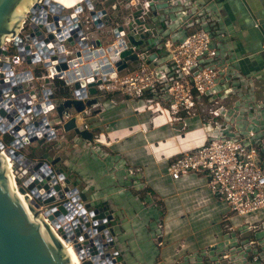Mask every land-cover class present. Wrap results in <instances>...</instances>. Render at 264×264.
Returning a JSON list of instances; mask_svg holds the SVG:
<instances>
[{
	"label": "built area",
	"instance_id": "built-area-1",
	"mask_svg": "<svg viewBox=\"0 0 264 264\" xmlns=\"http://www.w3.org/2000/svg\"><path fill=\"white\" fill-rule=\"evenodd\" d=\"M75 1L66 6L59 0H34L23 13L16 35L5 37L0 45V156L5 164L10 163L13 179L18 190L24 189L28 204L34 207L31 201H37L38 189H28L34 177L28 165L15 168L14 152L27 156L23 150L33 145L51 151L52 157L68 145L98 152L96 134L92 145L69 137L63 123L76 115L77 127L94 131L88 117L104 109L103 99L115 105L109 95L118 94L124 101L142 100L157 115L166 109L170 122L180 123L182 131L186 118L202 122L204 142L167 160L166 172L172 180L189 173L204 175L210 193L226 204L231 215L244 217L264 209L261 132L257 128L263 107L253 95L252 79L219 51L220 40L226 36L217 28V11L191 0ZM129 36L142 39L140 46ZM129 49L136 59L126 60L119 70L121 54ZM90 83L95 94L89 93ZM60 88L67 94L59 95ZM91 98L97 103L87 106ZM67 99L81 100L85 107L80 112L68 108L57 123V107ZM30 138L35 140L23 142ZM62 174V178L56 176V183L63 184L69 177L68 170ZM72 187L56 203H39L41 218L59 238L69 239L66 243L76 252L85 254L81 262L90 258L87 250L91 248L98 256L109 251L117 260V251L109 246L110 225L98 231L99 224L92 223L87 210L91 223L80 228L83 203L78 206L79 194L85 189L71 192ZM42 195L48 196L46 191ZM59 202L66 213L56 226L47 217L52 211L46 212ZM230 229L222 230L213 250L203 248L171 264H264V230ZM85 232L87 238L80 236ZM157 242L163 246V240Z\"/></svg>",
	"mask_w": 264,
	"mask_h": 264
},
{
	"label": "crops",
	"instance_id": "crops-1",
	"mask_svg": "<svg viewBox=\"0 0 264 264\" xmlns=\"http://www.w3.org/2000/svg\"><path fill=\"white\" fill-rule=\"evenodd\" d=\"M191 1L209 4L211 10L217 11V28L226 36L220 40L221 55L233 60L236 69L252 79L253 95L263 107L257 128L261 132L264 169V0ZM109 98L114 99L116 104L103 99L104 109L88 117L99 138L97 145L101 153L92 147L80 152V149L68 145L60 147L58 154H69L72 158L73 161L65 159L66 164L93 191V194H89L95 196L92 201L105 200L113 209L117 221L113 227V250L117 251L118 262L160 264L156 254L160 234L155 228V222L160 218L159 201L166 207L163 227L167 214L174 213L172 224L178 222L172 231L164 228L162 239L167 247L171 243L179 245L181 240L186 244L185 249L175 248L183 250L178 257L215 245L216 242H209L212 237L207 239L208 230H204V227L209 225L217 212L223 211L224 202H219L210 193L204 175L189 173L175 181L166 172L169 158L204 142L206 132L202 122L196 117L186 118V129L182 132L177 129L181 127L180 123L170 124L166 109L157 115L142 100L124 101L118 94H110ZM133 170L138 172L132 178L133 184L124 182V176L129 178L134 175L125 173ZM140 192L142 196H139ZM194 198L196 202L191 201ZM201 206L205 207V213L195 218L194 211ZM189 212L203 230H194L190 226L184 229V226H188V220L181 216ZM215 227L209 230L218 228ZM198 232L205 234L201 240ZM122 238L124 243H121ZM165 248L161 247L160 258L165 264H171L177 255L175 259L172 255L167 257L170 251L163 254Z\"/></svg>",
	"mask_w": 264,
	"mask_h": 264
},
{
	"label": "water",
	"instance_id": "water-1",
	"mask_svg": "<svg viewBox=\"0 0 264 264\" xmlns=\"http://www.w3.org/2000/svg\"><path fill=\"white\" fill-rule=\"evenodd\" d=\"M33 2L34 0H0V45L5 37L16 35L23 13ZM56 11L59 12L60 8H57ZM101 13H104V11ZM91 14L95 16L94 11ZM105 23L107 24V22ZM129 39L137 47L142 43V39L134 40L132 36H129ZM130 53V49L122 52L121 57L123 58V62L119 63V70L126 66V60L136 59V55ZM62 68H65L64 64ZM83 84L84 82L76 83L75 87L78 88ZM89 93H96L93 83L89 84ZM95 103H97L96 98H91L86 101L87 106ZM72 106L76 112H80L85 107L81 100H65L57 107L59 115V119L56 120L57 123H59L63 112ZM76 128V115L70 117L63 123L64 132H71ZM34 140L35 138L24 139L23 142H33ZM21 145L22 143L20 142L17 146L19 147ZM34 146L36 147L35 156H23L19 152H14L13 155L17 160L14 165L15 168L19 164L28 165L27 171L34 177L28 189L31 191L35 188L38 189L34 194L37 197V201H31L35 208L30 205L26 208L12 192L7 184L8 176L3 167L4 159L0 156V264H72L58 235L47 225V228L51 231H49L48 238L40 228L42 225L40 219L42 220V218L37 208L39 203L50 205L61 200L63 193L69 190V185H73L70 189L71 192L78 191L80 187L79 179L76 177L77 175L73 169H69L66 160L62 158V154L52 157L51 151L46 149L42 150L38 145H33L32 147ZM57 149H59L58 146ZM65 167L69 169V177L64 179L63 184L56 183V176L58 175L59 178H62ZM19 191L23 193L24 189L20 187ZM44 191H46L48 196L42 195ZM79 195L81 202L78 206H82L83 203V224L80 228L88 227L91 223L85 215V212L88 210L92 223L99 224L97 226L98 231L110 225V233L108 234L110 239L109 246H113L115 243V231L113 227L117 224L113 215V209L109 207L108 202L105 200L93 202L87 198L84 192H80ZM29 212L32 213V216ZM46 213H50L47 216L48 219L57 226V221L63 219L66 209L64 204L59 202L57 206L51 210H47ZM107 221L108 223H106ZM80 231L77 229L76 234L79 235ZM80 236L87 238L89 234L85 232ZM112 236L113 238H111ZM215 247L216 244L212 245L210 249L213 250ZM104 249H107V246H104ZM87 251L90 258L83 260L81 264H114L117 261L116 258H112L109 251L101 256H98L93 248ZM78 255L79 258L85 256L84 253H78Z\"/></svg>",
	"mask_w": 264,
	"mask_h": 264
},
{
	"label": "rangeland",
	"instance_id": "rangeland-1",
	"mask_svg": "<svg viewBox=\"0 0 264 264\" xmlns=\"http://www.w3.org/2000/svg\"><path fill=\"white\" fill-rule=\"evenodd\" d=\"M161 52L164 53V49H161L160 50ZM155 114V113H154ZM173 123H176V121H172L170 122V124H173ZM180 127V126H179ZM177 127V129H179L180 131H182V127ZM184 132V130L182 131ZM94 135H95V132L94 131H91V130H87V129H82L80 127H77L74 131H71L68 133V136L69 137H77L79 138L81 141L83 142H89V144L92 143L93 141V138H94ZM35 151H36V147H32V146H27L23 152H25L27 155H32V156H35ZM64 159H68L70 161H73L72 158L69 156V154H66V155H63ZM171 158H174V156H172ZM169 160V159H168ZM67 168L65 167V170ZM141 172V171H139ZM127 173H130V174H134V175H131L129 178L128 177H125L124 175V178H122L123 180H125L124 182H130L131 184H133V176H135L138 172L136 171H132V172H126L125 174ZM78 179H79V186L82 188V190L85 189V194L87 196L88 199H94L95 196H89L88 194H93V191L90 190V188L88 187V185L85 183L82 182V180H80L81 178H79V176L77 175L76 176ZM137 177V176H136ZM138 178V177H137ZM141 180H142V177H141ZM80 181H81V184H84V185H81L80 184ZM145 183V182H144ZM146 186V185H145ZM79 188V189H81ZM132 191H134V189H131ZM210 191V190H209ZM142 192L139 193V196H142ZM182 197V196H181ZM158 198V197H157ZM183 198V197H182ZM196 198L192 199L191 201L192 202H196ZM221 202V201H219ZM159 204H160V218H159V221L156 220L155 222V228H157V230H159V234H160V237L158 238V241H162V235H163V232L165 231V229L167 231H172V228L174 225H176L178 222H175L172 224V221L173 218H172V214L174 213H170L169 215H167L166 217V221H165V229L163 227L164 225V217H165V214H166V207L164 205L163 202L159 201ZM147 206V205H146ZM184 206H185V203H184ZM181 212V211H180ZM195 214H193L195 216V218H198L200 216H202L204 213H205V207H198L195 211H194ZM217 214V215H216ZM213 218H211L210 222H209V225L204 227V230H208V233L206 235L207 239H209V242L212 241V242H219L221 237H222V231L221 230H231L230 228L232 226H237V230H264V221H261V220H264V209H261V210H258L254 213H251L249 215H246L244 217H240V216H236L235 214H232L231 215V212L229 210V208L226 206V204L224 203V209L223 211L221 210V212H217ZM187 216V217H186ZM231 216V219L230 220H227L226 217H229ZM182 218H185L187 219L188 221V226H184V229H186L187 227H194V230H203L201 227H200V224L196 223L197 221L192 217V213H187L186 215L184 216H181ZM196 221V222H195ZM209 221V219H208ZM259 221V222H257ZM254 223L252 225H250L249 223ZM256 222V223H255ZM218 228H216V227ZM215 227L216 229H213V230H209L211 228ZM197 235L199 236V239L201 240V236H205L204 235H200V232L197 233ZM125 241L126 240V237H125ZM184 240H181L179 241V245L175 244V243H171L169 244V247H167V244L165 242V240H163V247H167L164 249L163 251V254H166L167 251L169 252V256L167 257H171L172 255V258L175 259L176 258V255L177 257L179 255H181L183 253V250H176L175 248H178L179 249H185V243L183 242ZM121 243H124V238H122V241ZM128 247V246H127ZM157 249H156V254H157V260L160 264H165L164 261H162V259L160 258V249H161V246H157ZM222 250V249H221ZM139 251V250H138ZM119 252V250H118ZM187 253V251H185ZM127 253H129L128 249H127ZM126 255V252L124 253ZM121 261V260H120ZM163 262V263H162ZM122 263V262H121ZM224 263V261H222V264Z\"/></svg>",
	"mask_w": 264,
	"mask_h": 264
},
{
	"label": "bare ground",
	"instance_id": "bare-ground-1",
	"mask_svg": "<svg viewBox=\"0 0 264 264\" xmlns=\"http://www.w3.org/2000/svg\"><path fill=\"white\" fill-rule=\"evenodd\" d=\"M62 4H65L66 6H71L73 4V2H77L75 0H59ZM23 11V10H22ZM21 11V12H22ZM20 13V12H19ZM7 164V163H6ZM5 164V160L3 162V167L4 170L7 174V184L10 187V189L12 190V192L15 194V196L20 200V202L26 207L28 208V202L25 199L24 195L18 190L17 184L13 179L12 173H11V169L9 168L10 163L6 165ZM222 202V201H221ZM29 214L32 216V213L29 212ZM168 215V214H167ZM167 217V216H166ZM38 221V220H37ZM40 222L42 225L40 226V228L42 229V231L45 233V235L49 238V229L47 228V223L42 219H40ZM39 222V221H38ZM46 225H45V224ZM164 226V225H163ZM50 228V227H49ZM165 228V227H164ZM52 229V228H50ZM51 232V231H50ZM165 234V231H164ZM60 241L62 242L64 249L66 251V254L69 256V258L71 259L72 264H81V260L78 256V252H76L70 245H68L66 242V240H63L62 238H59ZM164 245V243H162Z\"/></svg>",
	"mask_w": 264,
	"mask_h": 264
},
{
	"label": "trees",
	"instance_id": "trees-1",
	"mask_svg": "<svg viewBox=\"0 0 264 264\" xmlns=\"http://www.w3.org/2000/svg\"><path fill=\"white\" fill-rule=\"evenodd\" d=\"M58 92H59V95H65V94H67V90H62V88H60L58 90Z\"/></svg>",
	"mask_w": 264,
	"mask_h": 264
},
{
	"label": "flooded vegetation",
	"instance_id": "flooded-vegetation-1",
	"mask_svg": "<svg viewBox=\"0 0 264 264\" xmlns=\"http://www.w3.org/2000/svg\"><path fill=\"white\" fill-rule=\"evenodd\" d=\"M80 152H84V151H80ZM59 155V154H58ZM64 159V158H63ZM65 160V159H64Z\"/></svg>",
	"mask_w": 264,
	"mask_h": 264
}]
</instances>
